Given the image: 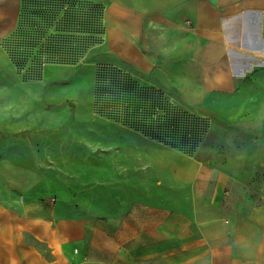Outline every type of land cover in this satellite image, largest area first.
<instances>
[{
	"label": "crops",
	"instance_id": "crops-1",
	"mask_svg": "<svg viewBox=\"0 0 264 264\" xmlns=\"http://www.w3.org/2000/svg\"><path fill=\"white\" fill-rule=\"evenodd\" d=\"M86 4L98 65H129L207 128L184 143L114 124L94 187L78 189L93 208L60 200L70 185L28 168L57 147L8 56L28 50L5 44L22 1L0 0V264H264V0ZM42 63L33 82L71 67ZM30 121L45 131L24 139Z\"/></svg>",
	"mask_w": 264,
	"mask_h": 264
},
{
	"label": "rangeland",
	"instance_id": "rangeland-1",
	"mask_svg": "<svg viewBox=\"0 0 264 264\" xmlns=\"http://www.w3.org/2000/svg\"><path fill=\"white\" fill-rule=\"evenodd\" d=\"M21 1L17 28L12 36L10 35L12 38L7 39L6 45L17 43H22L23 47H32L36 43L41 45L40 40L33 39L32 28L29 29L31 25L35 27L42 25L38 23L36 16L39 10L52 11L55 16V31L60 30L75 36L78 34L77 31H80L78 27L85 25V29L88 30L85 31V35L87 33L91 36L89 39L83 37L84 40L82 36L77 37L75 43L78 44L72 45L69 53L65 51L63 53L62 48H55L54 56L45 53L30 54L32 57L29 60L22 61L17 59L16 55L8 54L16 68L19 66L24 68L22 93L36 98V106L50 108L48 119L50 139L47 145L51 149L54 147L57 149L55 153L51 150L50 153L53 154L44 160V164L39 161L38 165L28 168L37 171L42 179L48 176L58 187L70 185L65 188L69 189L70 196L60 200L83 210L87 207L93 208L90 204V200L93 199L80 196L78 189H85L80 187L85 184H89L87 189L94 187L95 160H101L110 154L106 153L108 150L104 147L114 137L113 131L116 127L114 124L148 126L144 123L143 119L146 118L140 111L157 109L168 118L167 126L171 128L170 130L188 129V139L184 143L190 142L192 137H196L193 138L194 141H200L198 137L207 126L190 116L186 119L178 116L172 109L180 110L178 108L181 107L176 105L174 107L169 97L161 91L155 88L148 89L142 85L133 76L136 72L129 65L121 62L116 66L100 63L98 65L96 59L106 60L107 57L94 52L96 49L93 41L97 27L92 22L93 17L91 23H84V15L89 10L86 3L89 0H37L39 1L37 3H33V0ZM23 10L27 16H24ZM90 14L94 16L93 12ZM16 34L23 35L22 42L15 41ZM42 62L55 67L60 65L71 67L48 70L42 82H33L37 81L42 73L41 69L44 67ZM41 125V122L35 124L33 121L24 124V139H32L37 130L44 132ZM148 127H151L149 131L151 138L156 141L160 137L163 138L162 125L152 120ZM171 133L167 132L168 141ZM101 168L102 166H99V170Z\"/></svg>",
	"mask_w": 264,
	"mask_h": 264
},
{
	"label": "trees",
	"instance_id": "trees-1",
	"mask_svg": "<svg viewBox=\"0 0 264 264\" xmlns=\"http://www.w3.org/2000/svg\"><path fill=\"white\" fill-rule=\"evenodd\" d=\"M39 1L37 0H33V3H37ZM29 3V2H28ZM27 3V4H28ZM87 6V4H86ZM91 9V8H89ZM23 14L25 15V12L23 10ZM37 19H38V23H42V25L40 24V26L35 27L34 25H31L29 27V29L31 30L32 28V34H33V39H38V41H41V45H38L37 43L34 44L32 47L29 46H24L23 48H26L28 50L27 54H18L17 56H19V58L21 57H25L26 55H28L30 58L32 56H30V54L32 55H39V54H49L50 56H54L55 54V48H62L61 51L64 53V51L66 53H69L70 49L72 48V45H77L78 43H75L77 41V39L79 38V36L83 39V37H87V33L85 35V31L87 29H85V25L78 27V29L80 31H77V35L73 36V34H68V33H64L61 32L60 30L55 31V25H54V14H52V11H40L38 12V14L36 15ZM28 18V17H27ZM84 23L89 24L91 23V16H89L87 13L84 16ZM82 29H85L82 31ZM52 30L55 31V34H51L53 33ZM88 31V30H87ZM84 32V34H83ZM82 34V35H80ZM85 35V36H84ZM27 37V35H25ZM78 37V38H77ZM14 38V37H13ZM23 35L20 34H16L15 36V41H20L22 42L23 40ZM84 40V39H83ZM17 43V42H16ZM17 46H23L22 43L16 44ZM15 46V45H13ZM35 47L37 50L33 51V53H31L30 49ZM58 51H60V49H58ZM13 54V53H12ZM15 55V54H13ZM173 111H175L176 113H178L177 115L182 117L183 119L189 118L187 113H183L181 110H177V109H172ZM142 116H144L146 119L144 121V123L148 126H150V122L153 120L155 123L160 124V126L162 125V129L163 131V138L160 137V139L158 140H165L168 141V136H167V132L168 134L171 133V137L170 140L171 142H174L173 137L176 135H179V139L182 142H185L188 139V129L187 128H179L176 131L170 130L171 128H169L167 126V121L168 118L165 117V115H162V113H160V111H157V109L155 110H143L140 111ZM145 112V114L143 113ZM170 120V119H169ZM132 126H135L134 124H132ZM148 126H135V127H139V128H143L144 132H146L149 135V131L151 127ZM177 133V134H176ZM168 141V142H169Z\"/></svg>",
	"mask_w": 264,
	"mask_h": 264
}]
</instances>
